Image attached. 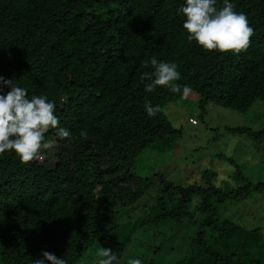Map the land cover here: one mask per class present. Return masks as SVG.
I'll list each match as a JSON object with an SVG mask.
<instances>
[{
	"label": "trees",
	"instance_id": "obj_1",
	"mask_svg": "<svg viewBox=\"0 0 264 264\" xmlns=\"http://www.w3.org/2000/svg\"><path fill=\"white\" fill-rule=\"evenodd\" d=\"M231 2L253 29L238 53L188 42L177 15L183 0H0V76L52 100L57 127L70 133L62 139L49 129L50 147L27 163L0 155V264H32L43 251L78 264L94 242L117 255L115 264L141 231L168 226L171 244L190 224L170 264H264V226L246 228L222 213L264 194V181L253 183L223 155L233 186H214L210 169L202 174L214 179L193 184L165 169L182 137L164 112L169 104L197 99L200 118L208 104L239 114L264 106V0ZM153 55L177 64L175 83L188 85L190 98L163 86L144 91ZM145 101L159 107L155 116ZM224 135L264 143V127H224ZM140 166L155 169L140 176Z\"/></svg>",
	"mask_w": 264,
	"mask_h": 264
},
{
	"label": "rangeland",
	"instance_id": "obj_2",
	"mask_svg": "<svg viewBox=\"0 0 264 264\" xmlns=\"http://www.w3.org/2000/svg\"><path fill=\"white\" fill-rule=\"evenodd\" d=\"M190 96L187 97L190 98ZM193 103L187 101L185 104L180 105L177 102L169 104L165 108L164 112L172 125L182 130V137L180 148L174 151V155L171 156L172 161H170L178 167L174 168L172 164L167 165L169 163L167 161L165 164L162 163L161 166L165 167L167 165L165 169L170 168L175 178L179 179L178 181L183 182L187 177L188 181L186 183L190 182L192 184L199 181L204 183L206 182L205 179L213 177L214 174L212 173L202 174L203 169H210L215 172L214 186L221 187L224 183L233 186L231 183L235 169L224 157H221L223 155L241 164V172L253 183L264 181V143H262V147L258 145L253 148L250 141L245 138L232 135L218 136L224 127H248L253 130L263 128L264 106L262 102L256 101L246 114H239L208 104L203 118H200V110L196 104L197 99ZM189 118L195 119L197 125H191L188 122ZM216 132H219V134L217 135ZM194 148L198 149L194 150ZM145 166L149 165L145 164ZM152 169L154 171L155 166H152ZM152 169L140 166L135 170V173L145 176ZM202 177H205L204 180ZM222 209L224 216L238 220L246 228L264 226L263 193H253L245 201L233 205L227 204ZM166 227L165 229L171 232V228ZM194 229L195 227L191 224L185 229H180L174 235L175 239L178 240H173L170 244V241H167L171 236L169 232L160 230L158 227H154L153 230L147 228V230L141 231L139 235L137 234L138 236L136 235L137 237L129 246L126 255L120 262L115 264H128L129 258L136 257L142 260V264H148L149 262L151 264H170L172 261L181 258L180 252L184 251L182 247L184 242L181 241L188 240ZM163 238L166 240H163ZM160 246L161 249H158ZM100 252H102V249L94 242L78 264H98L99 259L103 258L99 255Z\"/></svg>",
	"mask_w": 264,
	"mask_h": 264
},
{
	"label": "clouds",
	"instance_id": "obj_3",
	"mask_svg": "<svg viewBox=\"0 0 264 264\" xmlns=\"http://www.w3.org/2000/svg\"><path fill=\"white\" fill-rule=\"evenodd\" d=\"M217 0H183L177 9V15L183 17L182 29L188 42H195L205 52L213 50L226 53H238L248 47L253 29L242 12L234 10L231 0H223V7H216ZM151 73H143L144 91L152 93L158 86L167 88L172 93H180L186 98L191 89L188 85L175 83L180 79L175 62L158 60L155 55L145 61ZM8 91L5 92L4 89ZM148 117L159 111L150 101L143 104ZM59 118L55 115V104L45 95H31L25 87L18 86L17 81L0 76V155L14 154L21 163H27L38 156L50 144L45 141L49 129H56L60 138L70 136L67 129L58 128ZM81 137L87 132L81 130ZM99 264H114L117 255L108 248L99 254ZM67 264L64 258L43 251L40 258L32 264ZM128 264H142L138 257L129 258Z\"/></svg>",
	"mask_w": 264,
	"mask_h": 264
},
{
	"label": "built area",
	"instance_id": "obj_4",
	"mask_svg": "<svg viewBox=\"0 0 264 264\" xmlns=\"http://www.w3.org/2000/svg\"><path fill=\"white\" fill-rule=\"evenodd\" d=\"M192 123H194V121L190 120Z\"/></svg>",
	"mask_w": 264,
	"mask_h": 264
}]
</instances>
